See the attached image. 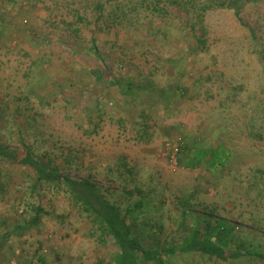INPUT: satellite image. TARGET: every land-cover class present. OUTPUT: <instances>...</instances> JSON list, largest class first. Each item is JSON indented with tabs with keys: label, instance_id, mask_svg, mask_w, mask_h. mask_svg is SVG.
Returning a JSON list of instances; mask_svg holds the SVG:
<instances>
[{
	"label": "rangeland",
	"instance_id": "374dc122",
	"mask_svg": "<svg viewBox=\"0 0 264 264\" xmlns=\"http://www.w3.org/2000/svg\"><path fill=\"white\" fill-rule=\"evenodd\" d=\"M16 1L0 8V147L15 151L10 159H20L24 140L63 177L89 181L122 210L143 202L130 220L141 240L147 223L163 225L152 234L167 246L181 242V223L188 236L219 222L244 250L264 254V0H206L213 5L194 12L202 15L203 53L177 16L178 0ZM154 68L152 110L151 99L128 106L108 85L125 76L145 83ZM100 73L106 81L98 83ZM162 90L173 94L166 106ZM173 144L176 168L168 161ZM29 176L0 161L6 228L26 222L18 215L40 202L46 215L29 239L36 257L110 261L116 249L89 236L64 191L33 193Z\"/></svg>",
	"mask_w": 264,
	"mask_h": 264
},
{
	"label": "trees",
	"instance_id": "16d2710c",
	"mask_svg": "<svg viewBox=\"0 0 264 264\" xmlns=\"http://www.w3.org/2000/svg\"><path fill=\"white\" fill-rule=\"evenodd\" d=\"M23 1L27 3L31 2L33 5L38 2V0ZM205 1L206 0H178L173 2L178 9L177 16H180L184 20V27L192 30L194 36H196L195 47L193 49L200 53L206 50V40L204 38V29L200 26V24L202 25V15H196L194 12H198V10H207L210 5H213V3L211 4L210 2L214 0H209L210 4H206ZM16 4V0H0V8L6 5H10L14 8ZM94 8L98 13L95 17V21H102L104 14L103 3H97ZM123 17L125 16L122 15L121 19H123ZM92 44L94 47V40H92ZM93 50L96 52L95 47ZM176 61V59H170L169 64L173 66V62ZM128 69V72L132 71L131 68ZM156 70L157 69L154 68L152 72L149 73V77L145 78V83L138 84L136 82L137 80H135L137 76H135V78L132 76H125V78L120 80L110 77L112 82H109L108 85L119 89L122 101L128 106L137 105L140 99H151L148 110H152V107L154 109L153 104L155 102L153 94L156 93L157 90L154 88V84L150 82V78L154 77ZM103 78H105V75L100 73L98 77H95V81L101 83V79ZM145 85H147V90L144 88ZM137 86L145 89L142 94L139 93L140 95L137 92ZM157 93L167 98V101L163 102V106L171 102L170 99L173 97V94H168L167 90H162V92ZM144 110L145 109H141L140 113L143 114ZM20 143L24 152L23 154L19 153L21 154L19 160L14 158L15 160L13 161L8 156V154H16L15 151L0 147V161L7 163L9 166H20L26 171L33 173V178L29 176V179L32 180L30 190L33 193L34 191L36 192V190H40L39 193H41L44 189H46L48 193L64 191L65 196L70 199L71 206L78 209V211L85 216L91 228L89 236L98 240L103 246L112 245L116 249L114 257L110 261L101 262V264H164V258L184 254H194L204 259L207 264H233L235 261L248 259L253 256V253L244 250V244L236 240L232 231H230L231 229L224 226L226 223L220 226L219 222H210V224H207L203 228H191L189 237L179 232L178 235H182L180 237L182 239L181 242L173 239L167 246L161 244L158 239L154 240L155 235L152 234L155 233L156 230L161 232L163 230V225L160 222H158V224L154 222L151 223V225L147 223L146 227L150 230L149 236H147L148 239L141 240V237L135 236L137 230L134 227L132 228L130 220L136 221V219L132 217V214L138 213V208L143 206V202H138L137 205L122 210L118 205L112 204L94 184L87 180L74 181L68 177H63L59 173L58 167L55 166L49 158L43 160L41 156L35 155L28 142L23 140ZM203 157L205 158V156ZM199 162L200 160H198L197 163ZM216 162L218 163V161L214 163ZM25 181L28 180L25 178ZM5 185H7V183ZM39 195L40 194L37 195L38 198ZM28 206H30L29 214L28 211H24L21 213L22 216L18 215L19 218H23V220L26 221L22 222L23 224H19V222L15 221L13 226L6 228L8 221H1V225L5 227V232L8 234L6 233L7 236L0 239V247H5L7 243L12 240L19 241L20 239L26 238V246L36 255V252L32 250L34 243L31 244L29 242L31 237L30 234L33 230H37L42 216L46 215V213L40 202H38L36 206L27 205V207ZM27 215H30L28 220H26ZM212 223L215 225L213 226ZM178 230L187 231L188 228H185L182 224L181 229L178 228ZM38 249L41 251L42 248L40 245ZM255 257L259 258V260H264V255H257ZM36 258V261L40 263L44 259L43 257Z\"/></svg>",
	"mask_w": 264,
	"mask_h": 264
},
{
	"label": "crops",
	"instance_id": "0c3cea01",
	"mask_svg": "<svg viewBox=\"0 0 264 264\" xmlns=\"http://www.w3.org/2000/svg\"><path fill=\"white\" fill-rule=\"evenodd\" d=\"M7 221H10V220H7ZM0 223H1V221H0ZM181 225H182V223L179 225L180 229H181ZM177 229H178V227H177ZM6 233L7 232H5V230H2L0 232V239L6 237L8 234V233L7 234ZM188 237H189V235H188ZM25 239H20L19 241L18 240L17 241L12 240L11 242L7 243V245L5 247H0V264H32V263H34L37 260V258L35 257L34 252H32L28 248V246H26ZM32 250H34V249L32 248ZM257 255H264V254L253 253V256L250 257V260L254 261L253 264H260V262H257V260H259V258L255 257ZM181 259H183L185 261V264H192V263L193 264H205L206 263L204 259L199 258L198 256H196L194 254L170 256V257L164 258L163 262H164V264H177V263H180ZM244 261H245V259L235 261V262H233V264H245ZM261 261H264V260H261ZM41 264H49V262L46 259H43Z\"/></svg>",
	"mask_w": 264,
	"mask_h": 264
},
{
	"label": "built area",
	"instance_id": "2783aa9c",
	"mask_svg": "<svg viewBox=\"0 0 264 264\" xmlns=\"http://www.w3.org/2000/svg\"><path fill=\"white\" fill-rule=\"evenodd\" d=\"M179 146L176 145V144H173L171 149L168 150L169 152V158H168V161L170 163V166L172 168H176L178 163H177V156L179 154ZM36 262V261H35Z\"/></svg>",
	"mask_w": 264,
	"mask_h": 264
}]
</instances>
